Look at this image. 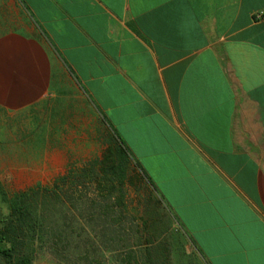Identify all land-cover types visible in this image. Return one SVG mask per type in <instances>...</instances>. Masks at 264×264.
Instances as JSON below:
<instances>
[{"label": "crops", "instance_id": "0c3cea01", "mask_svg": "<svg viewBox=\"0 0 264 264\" xmlns=\"http://www.w3.org/2000/svg\"><path fill=\"white\" fill-rule=\"evenodd\" d=\"M259 11L264 0H0V107L34 108L40 139H63L68 117V140L86 141L68 142V171L106 150L79 135L91 111L156 188L178 251L264 264ZM152 195L131 188L125 235H140Z\"/></svg>", "mask_w": 264, "mask_h": 264}, {"label": "trees", "instance_id": "16d2710c", "mask_svg": "<svg viewBox=\"0 0 264 264\" xmlns=\"http://www.w3.org/2000/svg\"><path fill=\"white\" fill-rule=\"evenodd\" d=\"M105 136L101 159L72 168L51 186L38 184L5 199L9 213L0 211V264H34L44 247L54 254L68 247V258L76 256L83 264H93L99 258L98 249L116 240L123 247L118 250L119 264H207L178 251L177 237L156 214L161 206L152 195L156 188L150 179L152 189L135 174L129 150L118 134ZM131 188L138 193L149 191L154 197L146 206L150 215L143 219L140 235L132 237L134 244L124 234L129 232L125 197ZM115 226L120 228L113 230Z\"/></svg>", "mask_w": 264, "mask_h": 264}, {"label": "rangeland", "instance_id": "374dc122", "mask_svg": "<svg viewBox=\"0 0 264 264\" xmlns=\"http://www.w3.org/2000/svg\"><path fill=\"white\" fill-rule=\"evenodd\" d=\"M35 113L34 108H32V116H29L27 111H11L0 107V211L4 215L9 213L5 199H11L15 194L38 184L51 186L56 178L68 171V142L76 148L81 146L80 150L86 145L84 139L68 140V117L66 123L58 125L64 129L61 134L63 139L55 141L40 139L37 130L44 124L37 123ZM92 115L90 111L88 127L83 126L82 134L79 135L88 137L89 151L99 153L104 142L101 141V137L106 136L102 135L101 125ZM45 126L47 127V123ZM48 126L49 129L53 128L51 123H48ZM56 144L60 147L55 148ZM58 153L64 156L60 157ZM73 227L78 228L76 225ZM87 230L91 234V228L87 227ZM126 238L132 241V237L126 236ZM122 248L117 240L107 247L101 246L97 251L98 260L95 262L92 260L91 263L119 264L118 250ZM188 249L191 251L189 246ZM68 250L67 247L54 254L49 247H44L39 250L34 264H83V261H79L76 256L68 258Z\"/></svg>", "mask_w": 264, "mask_h": 264}, {"label": "built area", "instance_id": "2783aa9c", "mask_svg": "<svg viewBox=\"0 0 264 264\" xmlns=\"http://www.w3.org/2000/svg\"><path fill=\"white\" fill-rule=\"evenodd\" d=\"M254 15L257 19H264V11L256 12Z\"/></svg>", "mask_w": 264, "mask_h": 264}]
</instances>
